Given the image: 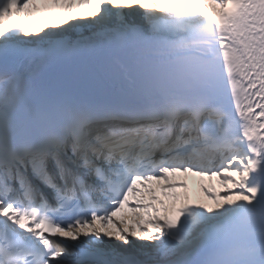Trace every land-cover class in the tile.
<instances>
[{"label": "snow or ice", "instance_id": "snow-or-ice-1", "mask_svg": "<svg viewBox=\"0 0 264 264\" xmlns=\"http://www.w3.org/2000/svg\"><path fill=\"white\" fill-rule=\"evenodd\" d=\"M0 264H264V0H0Z\"/></svg>", "mask_w": 264, "mask_h": 264}, {"label": "bare ground", "instance_id": "bare-ground-1", "mask_svg": "<svg viewBox=\"0 0 264 264\" xmlns=\"http://www.w3.org/2000/svg\"><path fill=\"white\" fill-rule=\"evenodd\" d=\"M58 14H59V9L55 10V14L53 12L52 9H47V10H42L41 12H33V27H38L40 25H42L44 23L45 17L47 18V21L49 24L52 23H58ZM5 19H9V18H5ZM11 19L13 21L16 20V14L15 11L11 17ZM19 23L22 24V21H20ZM200 187V186H199ZM210 188H212V185H209ZM216 192L220 193L221 195L224 192V189L221 187V185L216 186ZM194 188L191 189V193H193ZM200 195L203 196V198L208 199V201H211L205 194L204 192H200ZM195 198V197H194ZM126 217L130 218L131 217V212L128 211L126 214ZM112 243H115L114 241H112Z\"/></svg>", "mask_w": 264, "mask_h": 264}, {"label": "rangeland", "instance_id": "rangeland-1", "mask_svg": "<svg viewBox=\"0 0 264 264\" xmlns=\"http://www.w3.org/2000/svg\"><path fill=\"white\" fill-rule=\"evenodd\" d=\"M213 203H214L213 201L210 202V204H213Z\"/></svg>", "mask_w": 264, "mask_h": 264}]
</instances>
